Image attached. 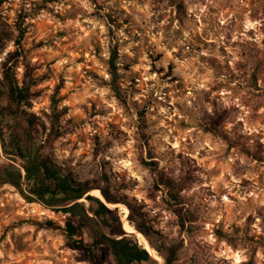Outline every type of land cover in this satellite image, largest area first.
Here are the masks:
<instances>
[{
  "label": "rangeland",
  "instance_id": "374dc122",
  "mask_svg": "<svg viewBox=\"0 0 264 264\" xmlns=\"http://www.w3.org/2000/svg\"><path fill=\"white\" fill-rule=\"evenodd\" d=\"M18 27L15 77L34 82L26 112L43 124L44 156L140 207L159 252L179 247L176 264H264V0H5L0 72ZM54 105L59 137L47 140ZM2 135L0 166L20 168L7 125ZM108 207L164 264L126 205ZM66 219L1 186L0 264H90Z\"/></svg>",
  "mask_w": 264,
  "mask_h": 264
},
{
  "label": "trees",
  "instance_id": "16d2710c",
  "mask_svg": "<svg viewBox=\"0 0 264 264\" xmlns=\"http://www.w3.org/2000/svg\"><path fill=\"white\" fill-rule=\"evenodd\" d=\"M5 0H0L2 5ZM16 50L9 55L0 72V133L4 125L9 129L7 143L4 147L11 149V155L23 160L24 164L17 168L12 163L0 166V187L10 184L30 203H39L46 208L60 211L67 215L63 230L68 246L87 257L90 264H156L147 248L140 247L129 236L128 230L122 227L117 209H109L108 205L124 204L129 210L127 220L137 232L147 238L151 248L160 253L164 264H176L179 247L174 244L165 245L164 253L159 252L145 229L138 224V217L144 218L140 207L125 202L109 190V186L101 183L94 187L77 181L71 173H65L51 158L44 156L36 143V135L43 130V124L26 112L30 107L31 88L34 82L30 74L25 73L19 85L15 77L17 61L22 57L20 40L24 30L18 27ZM1 41V37H0ZM114 64L111 62L112 75L115 77ZM59 112L54 105L50 117V129L46 139L59 137ZM154 170L156 163L144 162ZM22 181L24 183H22ZM107 185V178L103 180ZM170 187V184H169ZM98 190L102 203L89 193ZM81 200H86L90 207L85 208ZM174 200L181 203L176 193ZM46 225L53 226L48 222ZM127 232H125L124 230ZM84 232H88L91 242L85 243Z\"/></svg>",
  "mask_w": 264,
  "mask_h": 264
},
{
  "label": "bare ground",
  "instance_id": "6f19581e",
  "mask_svg": "<svg viewBox=\"0 0 264 264\" xmlns=\"http://www.w3.org/2000/svg\"><path fill=\"white\" fill-rule=\"evenodd\" d=\"M89 194L94 196V197H96V198H98V199H100V196H99V194L97 192H90ZM238 259H239V257L237 256L235 263H239L240 262V261H238Z\"/></svg>",
  "mask_w": 264,
  "mask_h": 264
},
{
  "label": "water",
  "instance_id": "95a60500",
  "mask_svg": "<svg viewBox=\"0 0 264 264\" xmlns=\"http://www.w3.org/2000/svg\"><path fill=\"white\" fill-rule=\"evenodd\" d=\"M102 203H105V201L103 200V198L102 199H99ZM108 207V206H107Z\"/></svg>",
  "mask_w": 264,
  "mask_h": 264
}]
</instances>
